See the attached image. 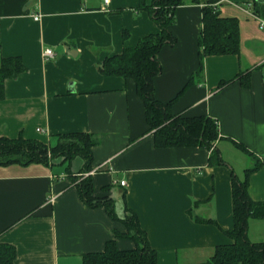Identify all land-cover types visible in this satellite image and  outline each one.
<instances>
[{
    "label": "crops",
    "instance_id": "0c3cea01",
    "mask_svg": "<svg viewBox=\"0 0 264 264\" xmlns=\"http://www.w3.org/2000/svg\"><path fill=\"white\" fill-rule=\"evenodd\" d=\"M254 1L264 2H213L222 17L238 20L240 52L206 56L197 76L202 9L210 0H186L171 26L177 41L160 50L162 72L154 78L156 98L174 100V114L218 121L217 147L228 165L208 164L211 152L203 147H156L135 81L100 73L106 57L159 31L140 0H0V61L18 56L27 69L4 81L0 135L50 142L60 133H89L96 142L94 196L112 198L120 217L125 206L136 213L156 264L204 262L218 245L232 243L224 233L234 226L232 171L243 179L260 165L247 191L264 202V20L254 14ZM46 48L54 59L45 60ZM236 76L243 80L218 89ZM82 164L74 159L72 173ZM0 229V243L16 249L13 264H82L115 231H125L104 207L83 203L63 165L16 163L0 165ZM247 234L264 241V217L250 218ZM116 246L135 244L117 238Z\"/></svg>",
    "mask_w": 264,
    "mask_h": 264
},
{
    "label": "trees",
    "instance_id": "16d2710c",
    "mask_svg": "<svg viewBox=\"0 0 264 264\" xmlns=\"http://www.w3.org/2000/svg\"><path fill=\"white\" fill-rule=\"evenodd\" d=\"M215 1L210 0L202 9L203 28L198 41L200 65L196 72L197 76L202 75L204 71L203 59L206 56L238 55L240 52L238 20L233 17H222L220 11L213 5ZM185 3L186 0H151L148 4L147 0H140L139 8L148 11L153 22L157 23L159 31L144 36L136 46L124 49L121 54L106 57L98 68L104 76L131 78L135 81L137 94L144 103L146 122L153 134L156 147H203L211 152L208 164L214 167L228 165L217 147L222 136L215 118L206 115L192 117L174 114L171 108L174 100L162 103L154 94V78L162 72L158 55L162 47L176 43L177 38L173 35L171 26L174 24L176 10ZM253 5L254 14L264 20V2L254 1ZM26 70L18 56L1 59L0 99L4 95V81L17 77ZM240 78L242 79L241 76H236L235 79L222 81L218 89ZM192 81L193 78L189 82ZM231 143L252 155L239 143L235 141ZM95 144V140L86 132L60 133L50 142L25 139L22 136L11 139L0 135V165L15 163L23 166L63 165L68 175L73 176L79 197L87 207H104L113 221L123 224L125 231H115V238L106 243L103 251L84 255L82 264H156L157 252L151 247L145 231L138 223L136 213L129 211L125 206V215L118 216L114 200L110 197L94 196L91 177H82V174L92 170V148ZM76 158H80L83 164L79 174L75 175L72 173L71 164ZM258 166L246 169L243 179L236 177L232 171L234 226L231 230H224L232 243L218 245L210 258L202 263L190 264H264V241L252 242L247 234L249 219L264 217V202L253 201L247 191L249 175L257 170ZM117 238L129 239L135 246L129 250H121L116 246ZM16 257L13 245L0 243V264H13Z\"/></svg>",
    "mask_w": 264,
    "mask_h": 264
},
{
    "label": "built area",
    "instance_id": "2783aa9c",
    "mask_svg": "<svg viewBox=\"0 0 264 264\" xmlns=\"http://www.w3.org/2000/svg\"><path fill=\"white\" fill-rule=\"evenodd\" d=\"M104 1H105V3H107V0H104ZM34 19H35V20H38V19H39V16L34 17ZM261 25L264 26V21H261ZM43 54H44V58H45V60H47V61H50V60L54 59V57H55L54 52H53L50 48H46V49L44 50ZM262 62H263V63H262V67H263V69H262V73H263V76H264V60H263ZM38 131H40V130H38ZM260 158H261L262 160H264V154H263V156L260 157ZM91 173H92L91 171H88L87 173L82 174V177L90 176ZM121 185H122V186H125V185H126V182H125V181H121Z\"/></svg>",
    "mask_w": 264,
    "mask_h": 264
},
{
    "label": "water",
    "instance_id": "95a60500",
    "mask_svg": "<svg viewBox=\"0 0 264 264\" xmlns=\"http://www.w3.org/2000/svg\"><path fill=\"white\" fill-rule=\"evenodd\" d=\"M67 52H70L72 54H74L75 52H72L71 50H69V48L67 49Z\"/></svg>",
    "mask_w": 264,
    "mask_h": 264
}]
</instances>
